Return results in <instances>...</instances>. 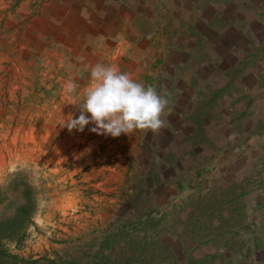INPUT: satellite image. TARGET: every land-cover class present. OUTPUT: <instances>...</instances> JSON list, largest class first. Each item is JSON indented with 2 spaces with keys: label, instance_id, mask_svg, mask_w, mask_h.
<instances>
[{
  "label": "rangeland",
  "instance_id": "obj_1",
  "mask_svg": "<svg viewBox=\"0 0 264 264\" xmlns=\"http://www.w3.org/2000/svg\"><path fill=\"white\" fill-rule=\"evenodd\" d=\"M208 1L238 26L228 39L241 48L239 75L229 57L207 87L220 103H237L226 118L245 120L230 127L241 141L237 149L231 140L228 153L194 154V142L180 140L170 148L177 153H134L145 132H69L61 122L79 115L83 95L38 88L40 79L14 77L3 61L0 264H264V0H194V34L195 11ZM191 125L183 128L193 133ZM208 164L214 168L194 192V170ZM163 178L190 187L178 200L171 194L166 209L155 201L164 188L153 190Z\"/></svg>",
  "mask_w": 264,
  "mask_h": 264
},
{
  "label": "crops",
  "instance_id": "obj_2",
  "mask_svg": "<svg viewBox=\"0 0 264 264\" xmlns=\"http://www.w3.org/2000/svg\"><path fill=\"white\" fill-rule=\"evenodd\" d=\"M207 3L209 6L195 11L198 25L194 34V0H0V78L6 61L14 77L40 79L38 88L61 85L65 93L66 83L73 80L78 85L76 94L83 95L91 84L92 65L116 66L136 81L153 86L159 94H168L164 127L136 140L134 153H144V149L158 155L177 153L170 148L175 144L173 149L177 150L179 140L194 142V154L228 153L231 140L241 141L230 127L243 126L245 120L242 123L238 118V123H233L234 119L226 118L223 110L237 103H220L209 95L207 87H211L209 76L213 72L224 75V61L229 57L239 75L241 48L228 39L236 33L232 28L238 26L225 17L221 6ZM206 40L211 49L208 47V55L203 57ZM223 86L217 87V93H222ZM217 111H223L222 115ZM244 112L243 108L239 115ZM189 123L193 133L183 128ZM209 142L221 143V151L211 149ZM239 145L234 146L239 149ZM212 164L194 170V192L203 187ZM177 165L175 160L170 166ZM165 178L153 187L164 188L162 202L155 199L162 209L173 201L169 197L174 195L178 200L190 188L187 183Z\"/></svg>",
  "mask_w": 264,
  "mask_h": 264
},
{
  "label": "clouds",
  "instance_id": "obj_3",
  "mask_svg": "<svg viewBox=\"0 0 264 264\" xmlns=\"http://www.w3.org/2000/svg\"><path fill=\"white\" fill-rule=\"evenodd\" d=\"M90 86L84 91L77 109L79 115L61 122L69 132H90L97 135L119 137L139 130L158 133L165 125L162 118L169 104L168 94H159L153 86L136 81L116 66L97 63L90 67ZM78 85L70 80L66 94L77 92Z\"/></svg>",
  "mask_w": 264,
  "mask_h": 264
},
{
  "label": "trees",
  "instance_id": "obj_4",
  "mask_svg": "<svg viewBox=\"0 0 264 264\" xmlns=\"http://www.w3.org/2000/svg\"><path fill=\"white\" fill-rule=\"evenodd\" d=\"M9 230L11 231V232H13V233H15L16 231H15V229H14V227L13 226H9ZM12 235V234H11ZM13 256V255H12ZM51 262V261H50Z\"/></svg>",
  "mask_w": 264,
  "mask_h": 264
}]
</instances>
